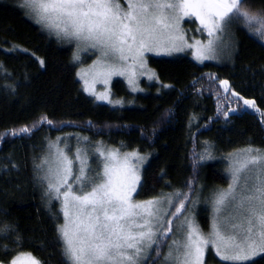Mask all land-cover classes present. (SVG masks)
Segmentation results:
<instances>
[{
    "label": "snow or ice",
    "instance_id": "obj_1",
    "mask_svg": "<svg viewBox=\"0 0 264 264\" xmlns=\"http://www.w3.org/2000/svg\"><path fill=\"white\" fill-rule=\"evenodd\" d=\"M246 4L248 0H126L125 8L118 0H22L18 7L58 42L75 44L74 64H82L81 51L99 53L76 75L85 92L111 103L108 91H95L98 82L107 85L113 76H124L135 86L139 75L158 79L147 67L146 53L172 55L191 50L200 63L217 59L224 34L232 25H243L264 42V11L252 12ZM186 17L199 22L198 31L206 33V41L188 42L182 28ZM219 85L226 102L229 93L232 99L243 100L240 110L254 109L264 124V110L255 100L241 97L227 80H220ZM5 88L15 91L12 85ZM217 98H221L219 94ZM171 114L166 112L165 118ZM223 115L228 117L229 112ZM45 123L53 126L52 120L41 117L32 127L13 130L11 135H30L37 124ZM81 141L90 144L88 137H77L78 145ZM48 147L49 156L33 167L37 179L46 184L45 195L60 202L63 223L56 226L60 264H206L209 248L221 261L254 264V258L264 254V149L250 145L228 154L230 182L211 196V228L205 235L184 215L188 201L199 202L198 195H189L195 191L193 181L186 185L187 193L178 191L136 201L133 194L138 195V187H143L141 170L147 160L138 151L121 153L96 142L91 145L92 156L100 164L96 171L89 162V147L77 146L69 155L71 146L61 148L60 138ZM210 148L205 144L200 160L213 158ZM5 159L11 165L6 171L17 167L10 157ZM197 163L194 160V169ZM165 203L166 209L162 207ZM181 216L184 219L175 224ZM174 232L182 238L169 243ZM0 241H5L0 243L4 256L0 264H49L48 259L30 250L36 244L26 240L14 224L0 223ZM40 250L44 251L43 242Z\"/></svg>",
    "mask_w": 264,
    "mask_h": 264
},
{
    "label": "trees",
    "instance_id": "obj_2",
    "mask_svg": "<svg viewBox=\"0 0 264 264\" xmlns=\"http://www.w3.org/2000/svg\"><path fill=\"white\" fill-rule=\"evenodd\" d=\"M21 1L0 0V22L8 28L9 35L20 40L25 25H31L18 7ZM245 7L252 12L264 11V0H248ZM190 25L185 22L186 27ZM234 37L235 49L227 62L197 63L187 54L148 56L147 63L155 71L157 82L143 80V91L132 93L121 79H114L112 97L124 100L126 105L122 106L93 101L79 89L77 81L72 89H66L60 83L62 78L56 80L45 70L30 82L7 81L0 75V223L16 225L26 240L36 244L30 250L48 259L49 264H60L56 233L57 224L63 222L60 202L45 195L46 184L37 179L33 167L41 163L49 142L59 135L89 138L90 146L81 141L71 146L69 155L77 146L92 150L91 145L99 141L121 152L147 155L141 170L143 187H138L136 200L178 191L187 193L186 185L191 180L195 191L189 195H198L205 203L215 190L228 183L229 153L250 145L264 149V124L259 114L254 109L240 110L243 100L232 99L230 93L226 102L219 85L220 80L229 81L233 91L244 99L255 100L257 107L264 110V42L249 34L243 25H237ZM69 67L74 70L70 63ZM5 82L15 91L4 90ZM231 109L237 111L233 113ZM169 111L171 116L165 118ZM225 111L228 117L223 115ZM41 117L52 120L53 126L37 124L30 135H11L13 130L32 127ZM205 144L211 146L213 158L200 160ZM90 149L91 167L99 170V161ZM6 157L16 164L15 169L5 170L11 167ZM194 160L198 162L195 169ZM187 203L188 210L193 203ZM207 207L204 204L195 215L203 230L208 225ZM41 242L44 251L40 250ZM206 262L231 264L219 260L210 248ZM254 264H264V254L255 257Z\"/></svg>",
    "mask_w": 264,
    "mask_h": 264
},
{
    "label": "rangeland",
    "instance_id": "obj_3",
    "mask_svg": "<svg viewBox=\"0 0 264 264\" xmlns=\"http://www.w3.org/2000/svg\"><path fill=\"white\" fill-rule=\"evenodd\" d=\"M118 2L121 4L122 7L126 8V0H118ZM25 19L32 26L28 24L25 25L21 40L16 39V37H14L15 35L14 36L9 35L8 32H6L8 28H6V26L2 22H0V34H3V36L0 35V75H3L4 77H6L7 81L13 80V81H18V82H30L33 79L39 78V76L41 75L40 73H42L45 70L46 75L48 74L51 77H54L56 80L57 78H62L61 79L62 81H60V83L61 82L63 83L61 84L63 85L64 88L72 89L74 86L73 82L77 81L79 89L83 93L88 95L93 101L97 103L107 104L112 107L126 105V102H124V100L114 99L112 97V82L114 79H121L124 82L125 87L132 93H138V92L143 91V88L141 85L143 80L148 83L157 82V79L150 80L148 78V75H139L136 77L135 86H133L128 83V80L126 77L113 76L109 84L105 85L103 84V82H98L95 85V91L97 93L108 91L109 99L112 102L109 103L108 100H97L94 96L90 95L89 93L83 90L82 81L79 79V77H77L76 73L80 67H86L92 64L93 60L97 58L99 53L95 52L94 50L81 51L80 57L82 60V64H74L72 62L73 52L76 47L74 43L69 44L66 42H58L54 36H50L46 31H43L39 25L34 23V21L32 19H29L26 15H25ZM185 22H190L191 25L186 27ZM236 27L237 25H232L224 34V37H223L224 42L220 45L221 51H220L218 58L212 59V60H206V61L227 62V60L231 58L234 52V49H235L234 31ZM239 27H241V25H239ZM182 28L185 31V35L189 43H191L193 39H199L202 41H206L207 39L206 33H202L198 31V29L200 28V25H199V22L195 20L194 17H186L185 20L182 22ZM14 47H16L17 49L16 51H12V52L8 51L9 49H12ZM19 49H26L27 51L21 52L19 51ZM65 49L69 50V54L66 52ZM175 54H187L195 62L200 63L199 61L194 59L191 50H185L183 52L173 53L172 55H175ZM148 56L160 57V56H171V55L149 52L145 54L146 61H147ZM40 60H44L46 63L44 65H41L39 63ZM69 63L74 67V70H69L70 68ZM147 67L151 71L155 72L148 65V63H147ZM5 73H7V75ZM2 85H3L2 88H5V85H9V84L5 82ZM4 90H8V89L5 88ZM118 101L119 103H117ZM57 138H60L61 148H63L66 144L70 146L78 144L77 137L73 139H71V137L69 138L67 137V139H65V137L62 138V136L60 135L57 136L55 140L50 141V142L51 143L56 142ZM48 146H47V150L43 157L49 156ZM80 147H83V146H80ZM107 148L116 149L113 147H107ZM128 152H132V151H128ZM121 153H124V152H121ZM140 155L148 157L145 154H140ZM228 168H229V160L227 159V170ZM93 169L98 171L97 168L95 167H93ZM42 174L43 173L41 172L40 175ZM226 175H227L228 183L225 187H221L220 189H226L230 182L228 171ZM135 194L136 193L133 194L134 200H136ZM210 199L208 198V200L204 203L205 200L202 197H199V202L192 204L191 207L184 213L185 216H189L190 218H192L195 221V223L200 227L198 220L196 221L195 219V215L197 216L199 214L200 208L204 204L206 207L208 206L207 207V213H208L207 229L203 230L200 227L205 235L210 231V228H211L212 207H211ZM136 201H143V200H136ZM176 203L178 206L179 201H176ZM162 207L166 209L167 204L165 203ZM172 211H175V209L173 208ZM183 219H184V216H181L180 219L175 221V224H179ZM174 238L180 239L182 238V235L178 232H174L173 236L169 237V243L171 242V239H174ZM164 249H166L165 250L166 252L167 247H165ZM211 251L214 254V256H216L215 251L213 249H211ZM216 257L220 260L218 256ZM205 261H206V254H205ZM206 264H213V263L206 262Z\"/></svg>",
    "mask_w": 264,
    "mask_h": 264
},
{
    "label": "flooded vegetation",
    "instance_id": "obj_4",
    "mask_svg": "<svg viewBox=\"0 0 264 264\" xmlns=\"http://www.w3.org/2000/svg\"><path fill=\"white\" fill-rule=\"evenodd\" d=\"M262 42V41H261Z\"/></svg>",
    "mask_w": 264,
    "mask_h": 264
}]
</instances>
